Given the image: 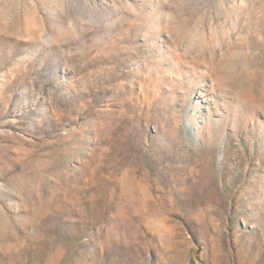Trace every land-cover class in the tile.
<instances>
[{
	"label": "rangeland",
	"instance_id": "374dc122",
	"mask_svg": "<svg viewBox=\"0 0 264 264\" xmlns=\"http://www.w3.org/2000/svg\"><path fill=\"white\" fill-rule=\"evenodd\" d=\"M0 264H264V0H0Z\"/></svg>",
	"mask_w": 264,
	"mask_h": 264
}]
</instances>
